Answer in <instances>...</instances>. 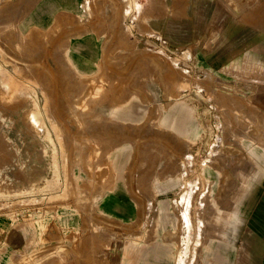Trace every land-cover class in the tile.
Segmentation results:
<instances>
[{
  "label": "rangeland",
  "instance_id": "rangeland-1",
  "mask_svg": "<svg viewBox=\"0 0 264 264\" xmlns=\"http://www.w3.org/2000/svg\"><path fill=\"white\" fill-rule=\"evenodd\" d=\"M52 1L19 0L12 4L14 12H2L3 0H0V24L3 23L2 25L8 28L9 24L13 23L4 22V15L12 17L13 20L16 15L23 17L19 18L16 24L18 29H15V26L9 28L8 40L4 41L0 33V39L4 43L0 40V63L9 72L8 80L12 81L11 93L0 94V98H3L5 106L7 104L4 102L10 94L20 101L19 113L11 109H8L7 113V109L3 107V114L9 119L13 118L10 125H18L22 130H27L24 136L26 142H30L36 131L29 130L31 128L28 121L29 113L32 109L40 112L39 124L43 126V131L38 130L35 134L36 142H33V149L37 158L41 160L39 165L46 168L45 176L25 182V168L33 150L26 156L21 155L20 151L17 154H10L3 162L0 158V241L5 219L18 223L25 222L28 217H44L48 212L53 213L44 241L35 244V240L33 242L30 237L18 243L8 238L2 240L0 264H32L36 261L40 264L41 262L56 264L54 258H58V264H69L73 256L81 254L103 264H132L125 263L118 246L133 236H138L139 247L143 246L139 254L140 261L134 264H152V260L146 258L147 251L152 246L160 245L161 241L165 244L171 243L169 264H218L211 254L216 244L210 251L212 241L216 238L230 248L232 264H237L239 252L247 242L246 236L255 233L264 237L262 232L264 228L254 222L256 206L264 200V187L255 191L254 204L247 211L244 210L242 215L245 221L238 234L236 236L230 234V237H227L224 233L227 228L215 221L217 210L215 206L220 204V209L228 213L233 204L229 206L225 203H216L218 188L216 183L219 181L225 183L224 175L228 173V167L224 168V164H230L233 168L231 162H227L231 150L232 153L237 150L240 159L251 158L255 162L257 158L240 140H231L226 117L229 112V107L225 104L227 94L223 93L232 94L234 90L235 92L238 90L239 85H242L243 88H239L237 92L250 100L251 104L255 102L259 109L264 111L262 104L264 88H261L264 87V0H58V3ZM17 4H19L17 7L26 9L16 13L14 5ZM39 8L41 10L48 8L49 13L37 20L39 18L34 16L33 12ZM59 13L68 14L71 21L56 26V17ZM32 29L36 31L46 29L38 35L40 38L44 36L47 44L42 47L34 42L28 34ZM51 30L53 33H50ZM69 33L71 34L66 36ZM14 39L26 46L22 47L21 43L18 45L10 43ZM86 39L96 40L100 58L125 55L132 60V67L139 62L136 70L142 73L156 74L158 71L165 73L166 65L176 71L173 73L175 75L172 79L173 86L177 92L185 94V102H190L187 106L194 109L190 115H195L196 123L181 127L180 129L186 132L184 135L181 134L182 136L176 130L169 131L174 138L172 143H177L176 146L181 145L175 147V153L172 155L170 153L169 161L165 159V170L171 171L172 176L168 178L165 176L170 174L161 176L160 171L150 173V162H142V151L146 150L148 144L147 140H142L145 133L135 137L136 139L129 137L124 141L107 139V143L111 145L107 150L122 146L129 154L130 165L127 164L122 174L124 192L109 194L117 186V176L114 174L111 177L102 163V152L106 150L95 156L91 176L86 163L76 164L72 158L70 149L74 147L70 145L71 148L68 149L67 145L73 142H66L63 138L65 119L72 122L75 119L77 123L85 121L84 117L88 122L99 120L92 117L90 108L84 110L79 108L75 113L62 111L58 108L57 101L51 100L47 90L56 80L58 69L70 68L66 67L68 65L66 61L53 62L49 51L58 49L59 42L58 50H62L60 52L64 54L66 48L73 42ZM151 58L155 60V62L152 60L154 64L162 67L161 70L151 69L150 63L147 62ZM104 62L101 64L105 65ZM120 62L123 63L122 60ZM106 63L112 65L107 61ZM45 68L52 74L50 81L47 77L37 76L41 70L46 74ZM208 69L215 75L207 76ZM164 75L162 74L163 78ZM69 79L78 80V77L71 73ZM14 82L20 83L18 93ZM253 85L260 87L257 94L253 93ZM169 90L170 87H167L163 92L168 93ZM82 94L73 97L79 99L85 95ZM147 95L150 96L143 95L142 102ZM162 102H165L167 109L169 103L167 97L160 96L157 99V104ZM159 114L160 112L157 113ZM148 117L147 113L146 121ZM12 121L16 123L12 124ZM136 126L133 122H128L123 127L127 136L130 133L137 134ZM78 128L88 127L85 123L70 125V129L79 130ZM89 128L91 129V125ZM149 128L164 132L168 129L153 122ZM47 136L52 139L56 155L53 152L47 157L41 149ZM89 138L91 139L87 137ZM87 139L84 138V141ZM8 151L13 153L14 148L4 144L3 154ZM136 160H139V164L132 167V161ZM250 166L246 169V164H241L234 172L239 174L245 171L250 176V180L246 182L254 185L257 183L256 177L263 174V169H260L259 165ZM219 168H224L223 175H218ZM148 175L149 179H154L152 182L147 180ZM240 183L241 177L237 176L236 179L225 183L226 192L219 195L221 196L219 199L233 200L235 195L241 193ZM111 199L130 211L135 218L129 223L111 218L110 214L104 212L102 206H98L99 201L107 203ZM63 205H74L80 210L83 216L82 226L77 231L71 230L66 236L55 229L53 230L55 234L51 236L50 229L56 222L55 213L59 206ZM164 208L165 214L167 212L172 214L174 222H162L159 234L156 232L157 219ZM164 234L165 238L162 240ZM87 242L89 245L85 244ZM259 256L252 264H264V250ZM159 262L158 258L156 264Z\"/></svg>",
  "mask_w": 264,
  "mask_h": 264
},
{
  "label": "bare ground",
  "instance_id": "bare-ground-1",
  "mask_svg": "<svg viewBox=\"0 0 264 264\" xmlns=\"http://www.w3.org/2000/svg\"><path fill=\"white\" fill-rule=\"evenodd\" d=\"M18 1L19 0H3V2H1L3 7L2 12L3 11L14 12V9L12 10V4L17 3ZM52 2L58 3L59 1L53 0ZM18 5L19 4H17L16 6L14 5L16 13L26 9L23 7H17ZM33 13L34 16H37L39 18L37 20H40L49 13V10L48 8H44L42 10L39 8L37 11ZM19 18L21 19L23 17H21V15H16L15 19L13 20L12 17L8 18V15L3 16L4 22L13 21L12 24H9L10 27L8 28L5 27V25H2L3 23L0 24V33L1 35L4 36V37L1 36L2 38H4V41L5 39L8 40L9 38V34H8L9 28L15 26V29H18V26L16 24L19 22L20 20ZM56 18H57L56 26H59L60 23L71 21L69 15L66 13L65 14L59 13V15ZM36 28L38 29V27ZM34 29L29 31L28 34L30 35V38L34 40V42H36L37 44L43 47L45 44H47V40L45 41L44 36L40 38L38 34L41 32H45L46 29L44 31L41 30L36 31ZM116 29L117 28H115V30ZM48 33L46 35H48ZM50 33H53V31L51 30ZM70 34L71 33L66 34V36ZM56 35L58 34L56 33ZM248 36H250V34ZM48 38L50 39V37ZM10 43L18 45L19 42L17 43L14 39V41H10ZM125 43H127V41ZM22 44L23 43H21V46ZM97 44L98 43L94 39H86L83 41L73 42L72 45L66 48L65 53L63 54L60 52L62 50H58L60 48V44L58 42L57 43L58 49L54 48L57 50L55 51L53 49L49 51V56L50 58H52L53 62L63 63L66 61L68 63L66 67L70 68V69H62L60 67V69H58L59 71H57L58 76L56 77V80L54 81V83H51L49 85V89L47 90L48 94L51 95V100L57 101L58 108L62 111H71L75 113V111L77 112V109L79 108H82L81 110L90 108L92 117L99 120L94 122L92 121L88 122L87 118L84 117L85 121L80 120L81 122L77 123L75 122L76 121L75 119H73L74 122L67 121L65 119V128H64L65 132L63 134V138L66 142H73L71 144L68 143L69 145H67L69 146L68 149L71 148L70 145L71 146L73 145L74 147V149H70L72 158L75 160L76 164H80L82 162L86 163V166L90 171L89 176H91L93 174L95 156H98V154H100L102 150H106L102 152L103 155L102 163L105 164L106 170L108 171V174H111V177L114 174H116L117 176V186L114 189V191L109 192V194L110 195L116 194L119 191L124 192L122 174L124 170L127 168V164L130 165L129 154L125 148H122V146L112 147L111 149L107 150V148L111 146L107 143V139L115 138L124 141V139H128L129 137L136 139L135 137H138L139 135L145 133L144 134L145 138H143L142 140H147L148 144H146V150L142 151V162H150V167H151L150 173H154V172L156 173V171H160L161 176H165V174H170L165 176L166 178L172 176L171 171L166 172L165 170L166 168L165 159H167L166 161H169L168 158L171 157L170 153L171 155L172 153H175V147L177 146L181 147V145L178 144L176 146L175 144L177 143H172L174 138L169 131L176 130L178 134L180 133L179 135L182 136L186 134V132L181 130L180 129L181 127L184 128L187 127L186 125L189 124L193 125L194 123H196L195 115L192 116L190 115V112L194 111V109L187 106L190 102H185L184 101L185 94L181 92H177L173 86L172 79L175 76L173 73H175L176 71H174L173 68L169 67V65H166L165 73L159 71L156 74L154 73L152 74L150 72L142 73V71L136 70V67L139 66V62L134 64V66L132 67V60L126 57L125 55L123 57L122 55H119L117 57H113L110 55L107 56L106 58L104 56L100 58L96 48ZM25 46L26 45L23 44L22 47ZM128 46H130V44ZM54 51L56 52V54L54 53ZM100 60L101 62L105 61L104 62L105 65L101 64ZM121 60L123 61V63L120 62ZM152 60L153 58H151L150 61L147 60V62L150 63L151 69L157 68V70H161L162 67L157 64H154ZM106 61L111 63L112 65L109 66L108 63H106ZM153 61L155 62V60ZM62 65L63 64H61V66ZM71 73L75 74L78 77V80L69 79V75ZM162 74L163 75L165 74L164 75L165 78L162 77ZM206 75L211 77L212 75H215V73H213L211 70L208 69L206 70ZM37 76H41L43 78L47 77L49 81L52 80V74L47 70H46V74L44 73L43 70H41L39 73H37ZM9 78L10 77L8 70L5 69L3 65L0 63V87H2V89L0 90L1 95L11 93L10 84L12 83V81L8 80ZM117 78H122V80H117ZM162 81H165V83H160ZM58 82H60V84H58ZM19 84H20L19 82L18 84H15L14 82V87L17 90L16 91L17 93L18 91H20ZM167 87H170V90L169 92L166 91L168 93H164L163 90L164 88L166 90ZM238 87L243 88L242 85H239ZM252 87L254 90L253 93L257 94V91L260 89V87L256 85H253ZM239 88L237 91H239ZM237 91L235 92L234 90L233 91L234 93L232 94H228L227 92L223 93V94H227V99L225 101V104L228 105L229 107V112L226 114L228 120L227 122H228L229 135L231 136V140H236V139L240 140L243 146L249 149V151L257 159L255 162L252 161L251 158L240 159L238 158L239 153L237 150L234 151L233 153H232L233 150H231V152L229 153L230 158L227 159V162H231L233 168L230 164H224L223 166L224 168L228 167V173L224 175L225 183L232 181L233 179H236V176L241 177V183H240L241 187L239 189L241 193L235 195V198L233 200L232 199L228 200L227 198L219 199V197H221L219 195L225 194L227 188H226V184L222 183L221 181H219L220 183L219 182L216 183V185L218 186L216 191L218 196V198L216 196V203L217 204H219V202L225 203L228 204L229 206L233 204L232 209L228 211V213H224L220 209V204L218 206H215L217 208L214 216L215 221L221 223V225H223L225 229L227 228L226 230H224V233L225 235H227V237H230V234H232L233 236H236L238 234V231L242 228L243 223L245 221V218L242 215L244 214V210L247 211L254 204L255 202L254 200L256 199L255 191H257L258 189H262V187H264V180H263L264 178V111L260 110L259 106H257L255 102L251 104L250 100H248L246 97H244V95L238 93ZM81 93H83L82 95L84 94L85 95L81 98L79 97V99H75L73 97V95H78ZM144 94H150V96L147 95L144 99V102H142ZM160 96L167 97L169 101L167 109H165L166 108L165 102H162L161 104H157V99H159ZM15 97L14 96L12 97V94H10V96H8L6 99V102H4L5 104H7L6 106L3 104L2 101L3 98H0V128H2V130H0V150L2 152V153L0 152V158L3 162V160L5 161V158H7L10 154H14V153L17 154L20 151L21 155L26 156L28 153L31 154V150H33L31 159L27 163V166L25 168L26 177L24 181L29 182L31 179H38L46 175V168L39 165V161L41 160L37 158L35 149H33V142H36L35 134L38 132V130H42L43 126L39 124L41 121L40 112L37 111L36 109H32L29 113L30 120L28 121H29V126L31 127L29 128V130L30 132L36 131V133L33 136H31L30 142H26L24 134L26 133L27 130H22L18 125L15 126L10 125V122L13 118L9 119V117H5V115L3 114L4 108L7 109V113H8V109H11L14 112L19 113L20 101H18ZM14 98L16 100H14ZM62 103L65 104L63 105ZM158 112H160L159 115H157ZM147 113L149 117L148 120L146 121ZM58 118L61 119L60 116H58ZM144 121H146L148 124L150 121V124L148 125ZM128 122H133L134 126L138 124H143V125L136 126V128L138 129L137 134L130 133L127 136V132H124L125 130L123 127H125V125H127ZM152 122L156 123L157 126L163 125L165 126V128L168 129H165L164 132V130L159 131L153 128H149ZM15 123L16 121H12V124ZM84 123L87 125L88 128H82V129L78 128L79 130L70 129V125L73 126L76 124L84 125ZM90 125H91V129L89 128ZM134 129L135 128H133V131ZM87 137H91V139L90 138L87 139ZM84 138H86L87 140L84 141ZM43 143L44 145L42 146L41 149L43 150V153L46 154L48 157L50 154H53L54 152V144L52 142V139L48 136L44 138ZM88 143H90V145H88ZM4 144L12 146L14 148V152L11 153L8 151V153L3 154ZM238 150L240 151L241 149L239 148ZM54 155H56L55 152ZM219 157L222 158L221 155H219ZM137 164H139V160H136L135 162L132 161L131 166L134 167ZM182 164L185 165L183 162ZM241 164H246V169L251 167L250 165H254V166L259 165L260 169H263V174H261V176L259 174V176L256 177L257 180L256 184L253 185V184H248L246 182L247 180H250V176L247 175L245 171L240 172L239 174H236L234 172L235 170L239 169V166ZM224 168L218 169V175L221 174L223 175L222 170ZM103 176H107V175H103ZM148 179H149V175L147 176V180ZM153 180H154L153 178H150L149 182H152ZM154 184L157 185V183ZM242 189H244V192H242ZM99 205L103 207V210L106 214H110L111 218L117 219L124 223H129L131 220L135 218V216H133L130 213V211H127L126 208L119 206L114 199H111L107 203L104 201H99L98 206ZM256 208L257 209H255L256 212H255L254 222L257 225L261 224V226L264 228V200L260 201L256 206ZM161 212L162 214L159 215L157 219L158 225L156 228V232L157 233L159 232V234H161L160 226L163 225L162 222L165 223L174 222L171 213L167 212L165 214L166 212L165 208L162 209ZM52 215L53 213L51 214L50 212H48L44 217L42 216L32 217V218L28 217V219L25 222L20 221L18 223H13L10 220L5 219V221L3 222V232L1 234L2 235L1 239L5 240L8 238L9 240H12L14 243H18L21 242V240H26L30 237L32 238L33 242L35 240L34 242L35 244H38V241L41 240L44 241L45 239L46 236L45 233L48 231V225ZM54 217L56 218V222H55V226L51 227L50 229L52 230L51 236L55 234V232H53V230L55 229H57L59 232H62V234L66 236L71 230L77 231L82 226L81 223L83 216L80 210L76 208L74 205L59 206ZM96 225L94 226L96 227ZM262 232L264 235V229ZM162 236H163L162 240H164L165 234ZM246 239H247L246 244L244 245V247H242V249L239 252L238 261L236 260L237 264H252L256 258L260 257L259 256L260 252L264 250V237L255 233H250L249 235L246 236ZM138 240H139L138 236H133L130 238V240H128L127 242H123V244H120L118 246L123 253V259L125 263L130 262L134 264L140 261L139 254H141L143 246L139 247ZM214 240L215 241H212L210 251L216 244V246L213 248V251L211 253L214 257L215 262L218 264H232L233 260L231 258L232 254H230V248H227V246L223 245L222 241L217 240V238ZM85 244L89 245L88 242ZM170 244L171 243L165 244L164 241H161L160 245L150 247L149 250L147 251V257H146L147 260L151 259L153 262L152 264H156V260L159 258L160 262L158 264H169L168 259L170 258L169 257L170 255L169 249L171 248ZM254 248L255 250L258 251L255 252ZM106 251H108V249H106ZM53 260L54 263L58 264L59 261L58 258L56 259L54 258ZM32 264H40V262L37 263L36 261L35 263ZM41 264L43 263L41 262ZM69 264H103V262L98 263L93 258H89L81 254V255L73 256Z\"/></svg>",
  "mask_w": 264,
  "mask_h": 264
}]
</instances>
